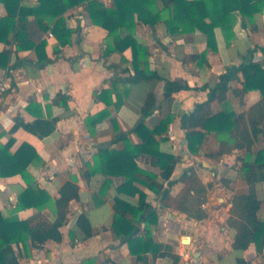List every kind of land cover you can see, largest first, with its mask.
I'll list each match as a JSON object with an SVG mask.
<instances>
[{
    "label": "crops",
    "instance_id": "0c3cea01",
    "mask_svg": "<svg viewBox=\"0 0 264 264\" xmlns=\"http://www.w3.org/2000/svg\"><path fill=\"white\" fill-rule=\"evenodd\" d=\"M102 2L108 7L113 5V0ZM230 4L237 5V1L230 0ZM22 5L35 8L38 0H23ZM6 16L5 5L0 3V18ZM231 16L234 36L226 38L223 29L218 27L217 51L208 49L207 35L200 30L170 35L165 23H159L155 27L138 25L136 29V40L151 52L152 68L166 79L185 80L191 88L174 95L172 107L176 118L170 125L169 140L161 144L167 149L161 147V150L180 157L175 178L186 168L195 167L203 182L212 184L204 206L209 215L207 219L190 220L185 214L166 209L161 213L158 227L153 229L157 241L173 245L174 252L182 257L180 264H238L239 257L252 264H264V253L257 254L253 245L243 252L232 249L235 231L226 223L232 207V197L248 190L240 172L243 154L236 151L218 160L206 157L209 150L218 149V142L210 136L207 142L211 141V144L206 142L203 150L194 156L188 150L185 132L181 128L180 114L192 113L197 104L207 100L209 90L202 89L205 85L215 88L219 77L228 68L241 66L247 58L251 57L255 63L264 61V0H249L243 6V14L236 9ZM64 18L67 26L76 33L72 43L62 48L52 33L53 23L57 19L50 20L51 29L42 33L33 23L34 16L28 17L32 24L30 31L34 33L32 39L47 42L42 56L45 55L51 62H40L34 48L17 51L13 33L10 35V43H0V54L6 50L11 51L8 67L0 69V76L8 74L13 86L0 102V145L13 139L12 153L24 143L36 149L42 163L33 164L29 171L35 178L36 186L47 191L51 198H56L59 189L70 180H76L82 192L81 202L71 203L69 222L61 228L62 242L48 241L40 248L30 247L28 255L21 248L22 258L19 263L103 264L110 260L115 264H144L130 254L127 245L121 244L112 229V219L118 212L114 199L123 178H113L114 184L102 196L100 191L107 178L97 174L86 181L82 175L88 168L87 164L93 163V157L99 148L123 149L122 135H126L133 144L141 142L133 130L144 118L141 111L149 93H156L161 105L153 116L143 119L150 130H154L168 114L170 103L163 101L162 82L144 81L127 87V95L124 93L126 86L119 83L114 91L116 86H112V82L116 77L124 78L129 73L134 74L131 49L124 54L115 53L106 58L104 53L109 42L107 31L92 24L84 7L69 9ZM207 22L210 23V19ZM56 49H61L62 52L57 55ZM251 50H255L252 56ZM204 53H207L206 61L190 59L184 63L185 56H201ZM16 64L19 65L15 66ZM110 65L116 66V69H109ZM242 82L240 73L239 80L230 84L228 92L229 107L237 114L245 113L262 97L259 91L253 90L246 93L241 101L233 90L242 88ZM105 89H113L114 102L117 101V94L123 97L119 108L115 105L107 107L104 102L96 101V94ZM60 92L70 97L67 110L54 104V99ZM222 107L218 102L213 104L214 112L221 111ZM107 109L110 112L108 119L95 127L87 125L88 117ZM40 117L59 119L56 131L45 139H40L24 128L11 132L16 119L32 123ZM112 119L117 120L118 131L114 130ZM116 139L117 142L113 144ZM263 150L264 132L253 147L254 154ZM138 164L159 173L149 164ZM177 187L178 191L175 190ZM26 189L27 184L20 175L0 178V209L5 216L15 213L18 197ZM181 189L182 184L175 185L172 189L173 196ZM256 192L262 201L258 217L264 219V182L256 185ZM125 198L134 205L139 203L138 197ZM152 203L159 209L162 206L161 197H154ZM47 212L50 216L53 215L51 211ZM83 212L88 214L95 232L89 239H85L84 233L77 226V219ZM37 213V209L29 208L20 211L17 216L20 220H29ZM187 236L191 238V242L187 247H182V240ZM146 260L148 264H165L151 256H147Z\"/></svg>",
    "mask_w": 264,
    "mask_h": 264
},
{
    "label": "trees",
    "instance_id": "16d2710c",
    "mask_svg": "<svg viewBox=\"0 0 264 264\" xmlns=\"http://www.w3.org/2000/svg\"><path fill=\"white\" fill-rule=\"evenodd\" d=\"M236 1L237 5H231L230 0H113V5L108 7L102 0H38L37 7L28 8L22 5L23 0H0L7 10V16L0 18V43H10V35L13 33L17 51L34 48L40 62H51L45 55L42 56L47 42L32 39L34 33L30 31L32 24L28 17L34 16L33 23L42 33L51 29L50 20L57 19L56 22L53 21L52 33L64 48L72 43L76 33L67 26L64 15L69 9L82 6L88 12L92 24L107 31L109 42L104 53L106 58L115 53L124 54L128 49L132 51L134 74L128 72V76L124 78L116 77L112 82V86H116L114 91L119 83L126 86V95L127 87L144 81L163 83V101H169L170 110L158 126L150 130L145 121H142L133 130L141 140L139 144H133L126 135H122L123 149L99 148L93 157V163L87 164L88 168L82 175L86 181H90L97 174L107 178L100 191L102 196L114 184L113 178H123L114 199L118 212L112 219V229L121 244L127 245L130 254L144 264H148L147 256L154 260L160 259L165 264L181 263L182 257L174 252L173 245L157 241L153 229L158 227L161 213L166 209L185 214L190 220L207 219L209 215L203 206L212 184H205L195 167L186 168L175 178L180 157L161 150V144L169 140L170 125L176 118L172 107L175 102L174 95L191 88L185 80L166 79L152 68L149 48L135 38L137 26L155 27L159 23H165L170 35L200 30L207 35L208 49L217 51L216 29L221 27L226 38H232L234 32L230 24L233 19L231 13L238 9L243 14V6L249 2ZM207 19H210V23ZM61 52V49H56L55 53L58 55ZM254 52L255 50H251L250 55ZM10 54L9 50L0 54V69L8 67ZM190 59L206 61L207 53L201 56H185L184 63ZM17 65L19 64L15 66ZM108 68L116 69V66L110 65ZM240 73L243 87L233 90L235 96L242 101L246 93L257 90L262 97L245 113L237 114L229 107L228 92L230 84L239 80ZM202 89L209 90L207 100L197 104L192 113L180 114L188 150L190 154L197 156L203 150L208 137L212 136L218 142V149L209 150L206 157L218 160L236 151L243 154L240 172L248 190L232 197V207L226 223L235 231L232 242L234 251L243 252L253 245L256 253L262 255L264 219L258 217L262 201L257 196L256 185L264 182V150L254 154L253 147L264 132V61L255 63L251 57L247 58L241 66L228 68L219 77L215 88L205 85ZM114 91L102 90L96 94V101L104 102L107 107L115 105L119 108L123 97L117 94V101L114 102ZM69 101L70 97L60 92L56 95L54 104L67 110ZM216 102L223 105L219 112L213 110ZM160 108L156 93L151 92L142 107L141 116L146 120ZM109 117L110 112L107 109L88 117L86 123L95 127ZM58 121V117H40L32 123L16 119L11 132L24 128L40 139H45L56 131ZM111 122L114 130L118 131L117 120L112 119ZM116 142L117 139L113 140V144ZM13 144L14 140L11 139L7 144L0 145V178L20 175L26 182L27 189L18 197L13 215L5 216L0 209V264H20L21 248L28 255L30 247L40 248L48 241L61 243V228L69 222L71 203L82 200L81 188L76 180L66 182L54 199L47 191L38 188L29 169L35 163H42L40 156L27 143L12 153ZM139 162L149 164L159 173L143 168ZM177 184H182V189L173 196L172 189ZM125 197H138V205L132 204ZM154 197H161L162 206L159 209L152 203ZM29 208L37 209L38 213L29 220H20L17 213ZM47 211H51L53 215L50 216ZM77 226L84 233L85 239L95 235L87 213L79 215ZM137 230L139 233L135 234ZM237 263L252 264L240 257ZM103 264L115 263L107 260Z\"/></svg>",
    "mask_w": 264,
    "mask_h": 264
},
{
    "label": "built area",
    "instance_id": "2783aa9c",
    "mask_svg": "<svg viewBox=\"0 0 264 264\" xmlns=\"http://www.w3.org/2000/svg\"><path fill=\"white\" fill-rule=\"evenodd\" d=\"M12 87V81L8 74L0 76V102L5 98Z\"/></svg>",
    "mask_w": 264,
    "mask_h": 264
},
{
    "label": "water",
    "instance_id": "95a60500",
    "mask_svg": "<svg viewBox=\"0 0 264 264\" xmlns=\"http://www.w3.org/2000/svg\"><path fill=\"white\" fill-rule=\"evenodd\" d=\"M143 119H144V118L141 119V122L143 121ZM184 142H186V141L184 140ZM137 231H138V230H137ZM137 231L135 232V234L138 233ZM130 239H131V238H130ZM182 241H183V243H185V244H190V242H191V238L187 236V237L183 238Z\"/></svg>",
    "mask_w": 264,
    "mask_h": 264
},
{
    "label": "rangeland",
    "instance_id": "374dc122",
    "mask_svg": "<svg viewBox=\"0 0 264 264\" xmlns=\"http://www.w3.org/2000/svg\"><path fill=\"white\" fill-rule=\"evenodd\" d=\"M208 143V145H210L211 144V141L210 142H207ZM162 147V149H164V150H166L167 149V147L166 146H161ZM208 182V181H207ZM176 191H178V187L175 189ZM157 239H159V238H157ZM177 244H178V242H177ZM186 245H188V244H185V243H181V246L182 247H187ZM180 246V245H179Z\"/></svg>",
    "mask_w": 264,
    "mask_h": 264
}]
</instances>
